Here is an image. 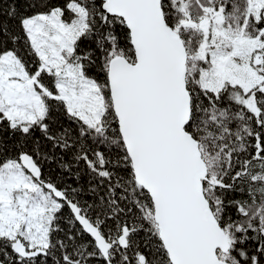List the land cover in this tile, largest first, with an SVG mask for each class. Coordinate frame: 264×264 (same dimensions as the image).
Wrapping results in <instances>:
<instances>
[{
  "label": "snow or ice",
  "instance_id": "obj_1",
  "mask_svg": "<svg viewBox=\"0 0 264 264\" xmlns=\"http://www.w3.org/2000/svg\"><path fill=\"white\" fill-rule=\"evenodd\" d=\"M0 14V264H264V0Z\"/></svg>",
  "mask_w": 264,
  "mask_h": 264
},
{
  "label": "trees",
  "instance_id": "obj_2",
  "mask_svg": "<svg viewBox=\"0 0 264 264\" xmlns=\"http://www.w3.org/2000/svg\"><path fill=\"white\" fill-rule=\"evenodd\" d=\"M0 20H4L8 23L11 30L19 32L18 22L16 20H8L6 15L0 14Z\"/></svg>",
  "mask_w": 264,
  "mask_h": 264
}]
</instances>
